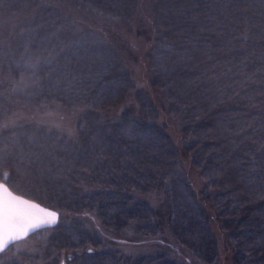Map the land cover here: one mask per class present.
Listing matches in <instances>:
<instances>
[{
	"label": "trees",
	"instance_id": "trees-1",
	"mask_svg": "<svg viewBox=\"0 0 264 264\" xmlns=\"http://www.w3.org/2000/svg\"><path fill=\"white\" fill-rule=\"evenodd\" d=\"M61 1L120 23L136 7V0ZM37 5L0 0V12L37 8L3 34L0 74L30 78L22 93L0 96V116L13 105L81 114L75 138L34 122L0 131V180L8 173L13 191L59 212L55 225L28 236L48 231L41 248L51 264L54 253L66 264H181L164 252L130 258L99 248L101 240L74 217L62 222L64 214L90 213L111 233L133 228L154 235L158 218L137 195L159 190L173 238L200 262L214 263L207 211L153 103L134 88L100 34ZM154 25L146 54L150 85L203 181L202 200L214 211L233 263L264 264V0H154ZM35 52L47 58L28 64ZM131 91L137 114L125 108L115 119L100 116ZM28 258L14 243L0 253L6 264Z\"/></svg>",
	"mask_w": 264,
	"mask_h": 264
},
{
	"label": "rangeland",
	"instance_id": "rangeland-1",
	"mask_svg": "<svg viewBox=\"0 0 264 264\" xmlns=\"http://www.w3.org/2000/svg\"><path fill=\"white\" fill-rule=\"evenodd\" d=\"M45 5L59 9L64 15L70 17L73 22H76L81 27L91 29L100 34L119 56L124 68L132 78L134 88L143 91L155 106L157 122L168 133L174 143L180 155L185 174L194 189V193L207 211L209 229L215 239L218 252L217 258L212 264H234L232 260V248L227 242L225 234L219 229L214 211L209 203L202 200L203 181L198 172L190 165L189 159L182 151L183 140L177 124L167 114L159 94L150 85L146 54L152 43V36L154 34V0H136L133 15L124 23L73 9L61 0H39L37 7L39 8ZM36 9L1 11L0 44L7 43L3 37L5 36L3 35L6 32L5 30L12 29L18 21L30 17ZM44 58H47V56L35 52L31 55L28 64L34 65L38 60ZM29 78L30 76L28 74L20 75L17 78L11 75L0 74V96L10 99L13 93H22L29 83ZM125 108H130L133 113L137 114V107L132 97V91L127 94L120 107L102 112L100 116L102 118L115 119L118 118L121 110ZM80 114L81 112L65 111L57 106L46 107L44 109H30L13 105L10 110L0 116V131L16 124L34 122L44 126L46 129L58 130L71 138H75L76 122ZM137 196L146 200L151 205V208L158 218V230L154 235L144 236L133 228L121 234L111 233L106 231L90 213L76 215L64 214L66 218L62 222L67 223L74 217L77 220L74 222L80 223V226H84L86 230L101 240L100 243L102 246L99 248L117 249L125 256H130V258L164 252L170 258L181 264H204L192 256L186 248L181 246L173 238L167 225L163 193L156 190L147 194H138ZM47 234L48 231L44 234H35L33 238L27 236L25 239L14 243L15 250L26 252L29 256L26 259L27 261H23L22 264H51L49 258L44 256L43 249L41 248L43 239ZM53 255L58 256L56 264L64 261L59 255L55 253ZM17 261H21L19 257ZM118 264L123 263L119 261Z\"/></svg>",
	"mask_w": 264,
	"mask_h": 264
},
{
	"label": "snow or ice",
	"instance_id": "snow-or-ice-1",
	"mask_svg": "<svg viewBox=\"0 0 264 264\" xmlns=\"http://www.w3.org/2000/svg\"><path fill=\"white\" fill-rule=\"evenodd\" d=\"M8 175L3 173L5 182L0 183V253L5 252L10 244L25 239L30 232L55 225L59 215L13 195L6 184ZM0 264H6V261L0 259Z\"/></svg>",
	"mask_w": 264,
	"mask_h": 264
},
{
	"label": "water",
	"instance_id": "water-1",
	"mask_svg": "<svg viewBox=\"0 0 264 264\" xmlns=\"http://www.w3.org/2000/svg\"><path fill=\"white\" fill-rule=\"evenodd\" d=\"M0 183H4V181L0 180ZM7 187H8L9 190L13 193V195L19 196L21 199L28 200V201H30V202H32V203L39 204L41 207H43V208H47V209L52 210V211H55V212H57V213L59 214V212H58L56 209L51 208V207H49V206H46V205H44V204H42V203H40V202H38V201H36V200H34V199H32V198L26 197V196H24V195H22V194H20V193L15 192V191H13L8 185H7ZM58 216H59V215H58ZM45 227H49V226H42V227H40V228H38V229L45 228ZM38 229H36V230H38ZM36 230H35V231H36ZM33 232H34V231H33ZM31 233H32V232H30L29 234H31ZM59 264H65V263H64V261H60Z\"/></svg>",
	"mask_w": 264,
	"mask_h": 264
}]
</instances>
